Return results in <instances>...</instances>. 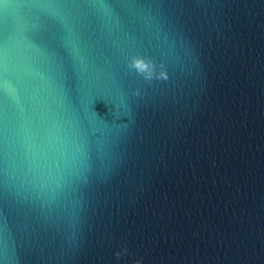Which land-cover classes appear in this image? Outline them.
Returning <instances> with one entry per match:
<instances>
[{
	"label": "water",
	"instance_id": "1",
	"mask_svg": "<svg viewBox=\"0 0 264 264\" xmlns=\"http://www.w3.org/2000/svg\"><path fill=\"white\" fill-rule=\"evenodd\" d=\"M137 260L264 264V0H0V264Z\"/></svg>",
	"mask_w": 264,
	"mask_h": 264
},
{
	"label": "clouds",
	"instance_id": "2",
	"mask_svg": "<svg viewBox=\"0 0 264 264\" xmlns=\"http://www.w3.org/2000/svg\"><path fill=\"white\" fill-rule=\"evenodd\" d=\"M163 65H160V68H163ZM128 68L130 70H134L147 81H152L154 79H159L161 81H167L169 79V75L167 71L158 72L157 65L150 59H145L141 56H134L131 58V61L128 64ZM135 95L139 96L140 92L137 91ZM128 249L125 247L123 252H117L115 255L117 258H120L123 254H126ZM135 264H141L140 260H137Z\"/></svg>",
	"mask_w": 264,
	"mask_h": 264
}]
</instances>
